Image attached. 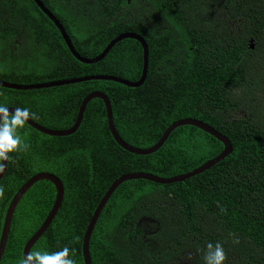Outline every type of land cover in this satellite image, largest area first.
Masks as SVG:
<instances>
[{
	"label": "trees",
	"instance_id": "trees-1",
	"mask_svg": "<svg viewBox=\"0 0 264 264\" xmlns=\"http://www.w3.org/2000/svg\"><path fill=\"white\" fill-rule=\"evenodd\" d=\"M41 1L86 58L98 55L120 33L141 35L149 50L147 77L137 88L106 80L28 91L0 87V105L27 108L36 123L66 129L82 99L100 91L110 100L117 132L132 146L149 147L173 121L194 118L225 135L233 148L222 161L182 182L121 183L91 234V264H204L207 244L217 242L227 255L225 264H264V0H93L88 19H103L114 27L89 39L76 38L67 10L62 16L53 0ZM63 1L75 11L77 4L82 7L79 0ZM8 22L15 32L5 27ZM174 25L180 39L170 42ZM1 37L0 53L9 63L31 53L40 64L30 62L32 72L25 79L0 75V80L33 84L107 74L136 81L141 74L137 41L116 43L97 63L79 62L32 0H0ZM19 135L30 147L11 154L0 180V233L6 208L21 185L35 173L50 172L62 182V203L30 251L68 247L75 264H84L83 234L116 178L139 171L160 177L187 173L223 149L213 136L185 125L175 128L154 153H128L113 140L103 102L96 98L88 102L72 135L48 136L27 124ZM55 196L53 184L41 180L21 197L0 264H20L24 244ZM143 216L152 220L149 228L134 229Z\"/></svg>",
	"mask_w": 264,
	"mask_h": 264
},
{
	"label": "water",
	"instance_id": "water-1",
	"mask_svg": "<svg viewBox=\"0 0 264 264\" xmlns=\"http://www.w3.org/2000/svg\"><path fill=\"white\" fill-rule=\"evenodd\" d=\"M35 5L44 13L50 21L53 22L55 27L58 29L62 39L64 40L65 45L67 46L69 52L72 54V56L78 60L79 62L85 63V64H92L97 63L101 61L105 56L108 54V52L113 48V46L125 39H133L137 41L142 50V68H141V74L138 80L136 81H130L124 78L116 77L113 75H107V74H97V75H88V76H82V77H76L71 79H64V80H55V81H48V82H41V83H33V84H18V83H12L5 80H0V87L11 89V90H21V91H28V90H39V89H46L50 87H57V86H63V85H69V84H75V83H82L87 81H94V80H106V81H113L120 83L124 86L130 87V88H137L141 86L146 77H147V71H148V62H149V50L148 45L144 38L139 35L136 32H125L120 33L117 36H115L113 39H111L108 44L104 47V49L95 57L92 58H86L75 49L73 46L66 30L64 29L63 25L59 21V19L44 5V3L41 0H32ZM100 99L103 102L104 110H105V117H106V123L108 126V130L113 138V140L118 144L120 148L127 151L128 153L135 154V155H149L151 153H154L157 151L163 143L168 138L169 134L177 127L185 126V125H191L195 126L202 131L208 133L209 135L216 138L218 141H220L223 145V149L221 152L213 157L210 160H207L199 167L187 172L178 174L172 177H160L157 175H154L152 173L148 172H128L124 173L118 178H116L107 188L106 192L104 193L103 197L100 199L99 203L97 204L95 210L92 213V216L87 224V227L85 229V232L83 234L82 244H81V254L83 258L84 264H91L90 254H89V241L91 234L93 232V229L97 223V220L100 216L101 211L105 207L107 201L113 194V192L117 189V187L127 180H135V179H144L147 181H151L158 184H170L174 182H182L188 178L194 177L200 173H203L204 171L210 169L218 162L222 161L225 157H227L233 150L232 145L229 141V139L221 134L219 131H217L214 127L209 125L208 123L194 118H180L175 121H173L162 133L160 138L151 146L146 148H137L135 146H132L131 144L127 143L123 140V138L119 135L117 132L114 122H113V113H112V106L110 103L109 98L100 91H93L88 93L81 101L76 118L74 120V123L66 129H49L46 128L32 119L28 122L27 125L32 127L33 129L46 134L48 136L53 137H63V136H69L74 134L77 129L79 128L85 108L89 101L92 99ZM10 112H14L16 107H8ZM5 167L7 168V162H5ZM6 172V171H5ZM5 174V173H4ZM3 175H0V180L3 178ZM41 180H47L51 182L55 188L56 196L55 201L51 207V210L47 214V216L44 218L41 225L38 227V229L33 233V235L26 241V243L23 246L22 249V258L27 255L28 252H30L32 246L37 242V240L46 232L50 224L52 223L54 217L56 216L64 195V188L62 185V182L60 179L47 171H42L35 173L32 175L29 179H27L21 187L17 190V192L12 197L9 205L6 208L4 219H3V225L0 233V261L7 243L8 235H9V229L11 224V219L14 213V210L21 199V197L26 193L28 189L32 187L33 184H35L38 181Z\"/></svg>",
	"mask_w": 264,
	"mask_h": 264
},
{
	"label": "clouds",
	"instance_id": "clouds-1",
	"mask_svg": "<svg viewBox=\"0 0 264 264\" xmlns=\"http://www.w3.org/2000/svg\"><path fill=\"white\" fill-rule=\"evenodd\" d=\"M36 118L27 108L16 107L10 112L7 106L0 105V175L5 173V162L11 161V154L28 151L30 145L21 138L19 130ZM3 197L4 188L0 186V199ZM202 259L204 264H225L227 255L221 243H208ZM20 264H75V261L70 258L69 248L64 247L52 253L34 249L23 257Z\"/></svg>",
	"mask_w": 264,
	"mask_h": 264
},
{
	"label": "rangeland",
	"instance_id": "rangeland-1",
	"mask_svg": "<svg viewBox=\"0 0 264 264\" xmlns=\"http://www.w3.org/2000/svg\"><path fill=\"white\" fill-rule=\"evenodd\" d=\"M77 2H82V7H79L76 2V8L79 9L77 11L72 9V6L69 4V2H65L64 6L63 0H53V6L55 7L56 11L59 12L63 16V10L68 11V17L69 20L71 21L72 24H74V31L76 32V38H81V39H89L93 35H97L100 33L102 30L108 28V27H114V23H112V26L109 25V23L106 20L103 19H88L87 16V11L89 10L88 8L94 6L93 0H79ZM19 6V3H18ZM103 7V6H102ZM72 9V10H71ZM11 17H9L14 23L16 22L17 18L15 16H12V11H10ZM13 22H8L5 27L9 28L11 32H15L13 28ZM119 22V21H118ZM21 26V25H18ZM178 26L174 25L171 29L172 35L168 37V40L170 42H174V40H179L180 35L177 32ZM20 30V29H18ZM2 39V37L0 38ZM0 58H5L6 56L5 53L4 55L0 53ZM38 56L36 54H29L28 56L23 57V59H14V64L9 63L8 59L6 60V63L3 62V59H0V75L4 76L8 79H25L28 74H30L32 71L30 70V67L34 64H40V61L36 63L35 59H37ZM33 64H29V63ZM10 64V66L8 65ZM29 64V65H28ZM8 65V67H7ZM261 100L264 101V92H261ZM61 146H63L61 144ZM149 222H152L151 219L145 218V216L141 217L138 219L137 222L134 224V229L141 227L143 228H149ZM54 249H57V245L52 246ZM62 250V247L58 249L57 251Z\"/></svg>",
	"mask_w": 264,
	"mask_h": 264
}]
</instances>
